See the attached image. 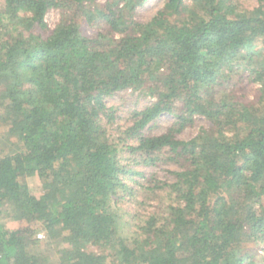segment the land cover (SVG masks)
Here are the masks:
<instances>
[{
    "label": "trees",
    "instance_id": "trees-1",
    "mask_svg": "<svg viewBox=\"0 0 264 264\" xmlns=\"http://www.w3.org/2000/svg\"><path fill=\"white\" fill-rule=\"evenodd\" d=\"M147 3L0 0V264H264V0H164L145 20ZM128 90L152 101L116 136L106 100ZM164 160L179 164L165 181L129 168ZM135 192L158 202L126 237Z\"/></svg>",
    "mask_w": 264,
    "mask_h": 264
},
{
    "label": "rangeland",
    "instance_id": "rangeland-1",
    "mask_svg": "<svg viewBox=\"0 0 264 264\" xmlns=\"http://www.w3.org/2000/svg\"><path fill=\"white\" fill-rule=\"evenodd\" d=\"M164 0H148L146 5V9L142 10V18L147 20L153 17L156 12L162 7ZM191 0H186L189 3ZM253 4V3H252ZM140 10V11H141ZM61 20V12L58 10L50 11L46 16V22L50 30H53L56 25ZM92 26V25H91ZM96 26V25H94ZM90 26H88L89 29ZM97 27V26H96ZM93 29V28H92ZM93 31V30H92ZM248 83L246 80L241 82L238 86V91L243 88L246 89L245 93L249 100H254L257 96V86L252 87L247 85ZM243 94H245L242 91ZM152 101L151 98L145 96H139L136 93H133L131 90L123 91L112 98H108L106 100V104L108 107L113 109L114 116L116 119L114 122L109 123V128L111 130H115V134L117 136L118 131L121 132L132 125L130 121V117L132 112L142 110L146 105H148ZM175 118L172 115H164L158 119L156 123L150 124L144 131L146 135H159L166 131L167 127L173 124ZM107 122V121H106ZM109 122V121H108ZM208 123L205 119L200 118L196 121L195 125L185 130L181 135L180 138L182 140H189L195 137L203 128L208 127ZM2 130L0 129V133ZM1 139V135H0ZM137 141H129V144L136 143ZM0 150H1V143H0ZM127 164V162H125ZM131 170L143 172L148 175L157 174V177L163 181L169 180L172 177L171 173L174 171H179V164L170 162V161H160L157 166L155 167H146V166H139L137 164H132L129 167ZM145 177L143 176H136L134 177V181L132 180H124L126 184H128L129 188L135 189L136 191L139 190L140 186L136 182H143ZM27 184L29 185L31 191L36 194L40 195L42 192V183L39 178H29L27 180ZM122 197L120 198V202L118 205V213L120 215L121 221V229L120 233L122 236L132 237L135 234L140 233V224H141V216L144 215L146 212L151 211L154 206H156V202H150V205L146 207V211L140 210L137 206L138 194L134 193V198L127 196L126 193H121ZM124 196V197H123ZM7 225L9 227H15L17 222L6 220ZM42 239H40L41 244L35 251L43 254L44 256H52L54 252V248L50 245V239L47 237L45 232L41 233ZM253 250V254L255 255V260L259 261L261 257H264V244L260 245H253L250 246Z\"/></svg>",
    "mask_w": 264,
    "mask_h": 264
}]
</instances>
